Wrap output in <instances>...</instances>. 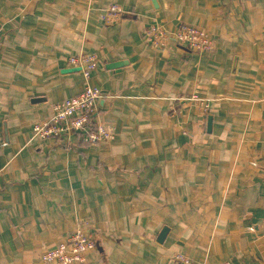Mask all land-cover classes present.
Listing matches in <instances>:
<instances>
[{
  "label": "crops",
  "instance_id": "1",
  "mask_svg": "<svg viewBox=\"0 0 264 264\" xmlns=\"http://www.w3.org/2000/svg\"><path fill=\"white\" fill-rule=\"evenodd\" d=\"M153 23L214 46L152 47ZM81 53L113 138L35 136L83 89ZM80 218L96 247L75 264H264V0H0V264H40Z\"/></svg>",
  "mask_w": 264,
  "mask_h": 264
},
{
  "label": "built area",
  "instance_id": "2",
  "mask_svg": "<svg viewBox=\"0 0 264 264\" xmlns=\"http://www.w3.org/2000/svg\"><path fill=\"white\" fill-rule=\"evenodd\" d=\"M121 12L118 4L111 3L101 10L99 17L105 23L111 24L119 20ZM142 38L152 47L164 46L172 40L178 46L201 53L210 51L214 46L209 33L204 28L187 23H180L171 32L165 31L160 24L153 23L143 29ZM96 60L95 55L90 53L72 55L68 58L69 65L80 69L84 87L77 94L53 103L51 115L47 119L34 122L32 131L35 136L51 138L71 131L89 145H96L113 138L114 126L95 121L93 118L96 103L102 96L101 89L90 83ZM95 247L96 239L92 223L88 219L80 218L70 235L41 253L39 263H81L85 261L86 254ZM174 257L181 264H208L207 262H196L180 253L175 254ZM220 264L232 263L224 261Z\"/></svg>",
  "mask_w": 264,
  "mask_h": 264
},
{
  "label": "water",
  "instance_id": "3",
  "mask_svg": "<svg viewBox=\"0 0 264 264\" xmlns=\"http://www.w3.org/2000/svg\"><path fill=\"white\" fill-rule=\"evenodd\" d=\"M77 69H79L78 67H76ZM211 125V117L208 116L207 118V127L209 128ZM167 231L166 227H163L162 230L160 231L159 235H158V240L161 241L163 239V237L165 236Z\"/></svg>",
  "mask_w": 264,
  "mask_h": 264
},
{
  "label": "rangeland",
  "instance_id": "4",
  "mask_svg": "<svg viewBox=\"0 0 264 264\" xmlns=\"http://www.w3.org/2000/svg\"><path fill=\"white\" fill-rule=\"evenodd\" d=\"M206 30V29H205ZM207 31V30H206ZM208 32V31H207Z\"/></svg>",
  "mask_w": 264,
  "mask_h": 264
}]
</instances>
